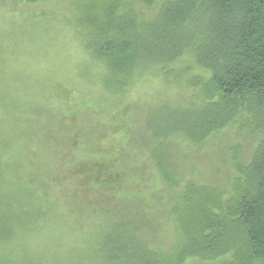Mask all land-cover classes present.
<instances>
[{"label":"rangeland","instance_id":"obj_1","mask_svg":"<svg viewBox=\"0 0 264 264\" xmlns=\"http://www.w3.org/2000/svg\"><path fill=\"white\" fill-rule=\"evenodd\" d=\"M164 1L147 4L126 0L119 12L132 9L142 20H151ZM78 3L79 0H0V125L14 135L9 139L16 143L12 156L32 159L36 155L34 146H44V159L48 160L37 161L39 167L30 160L28 167L1 169L0 187L5 186L6 202L0 203V232L4 236L6 231V236L0 241V261L101 262V225L94 223L90 214L118 197L107 194L92 198V194L88 204L91 207L77 210L71 205L74 202L66 201V192L52 199L47 197L49 191L44 187L53 179L70 178L68 167L57 172V163L64 164L58 159L67 156L75 158L76 144L84 139L83 125L91 124L92 128L85 141L98 146L109 137L106 126L109 133L114 131L100 119H111L114 114L119 122L127 119L130 123L127 125L137 137L126 143L124 158L141 164V170L140 175L137 171L132 174L137 182L132 178L135 183L131 182L128 190L145 197L139 201L152 198V208L146 212L151 219L144 229L149 238L147 244L155 251L168 252L179 236L170 212L178 194L187 183H192L222 189L227 197L237 175L235 163L250 157L259 137L246 114H240L202 141H193L170 126L169 113L205 102L198 87L188 79L201 74L205 78L208 71L195 62L190 50L175 61L171 70L169 65L139 64L123 76L127 82L111 84L106 62L83 46L81 35L85 29L76 22ZM94 153L91 156H99L103 150L97 148ZM48 163L54 166H44ZM160 164L166 165L173 175L168 179L159 177L155 168ZM36 168L45 171L42 178ZM18 177L34 181L33 199L24 194L26 187L21 190L14 186ZM50 207L60 213L50 214ZM229 258L230 254L215 260L191 256L183 264H226ZM253 264L264 261L254 259Z\"/></svg>","mask_w":264,"mask_h":264},{"label":"trees","instance_id":"obj_2","mask_svg":"<svg viewBox=\"0 0 264 264\" xmlns=\"http://www.w3.org/2000/svg\"><path fill=\"white\" fill-rule=\"evenodd\" d=\"M141 1L152 4L155 0ZM122 3L126 0H79L76 9L77 25L85 29L81 35L83 46L106 62L111 84L127 82L123 76L139 64L169 65L171 70L175 61L190 50L195 62L208 71L205 78L201 74L188 79L198 87L205 102L169 113L170 126L193 141H202L246 114L259 135L255 148L247 160L235 163L237 175L227 197L222 189L186 184L177 202L170 206L179 236L169 252L155 251L147 244L144 229L151 219L146 212L152 198L139 201L145 197L128 190L134 172L140 175L141 164L124 158L126 143L137 137L127 119L119 122L114 114L111 119H100L114 131L109 133L106 126L109 137L98 146L85 141L92 131L91 124L81 125L84 139L76 144L75 158L67 156L58 159L64 164L57 163V172L68 167L70 178H52L44 186L49 191L47 197L55 199L66 192V201L74 202L71 205L77 210L91 207L92 194V198L107 194L118 197L90 214L93 222L101 225L99 264H183L191 256L215 260L227 254L230 258L226 264L264 261V0H166L151 20H142L132 9L119 12ZM1 125L0 173L5 167H28L30 160L36 167L37 161H48L44 159V146H34L36 155L32 159L12 156L16 143L9 139L14 135L2 130ZM97 148L103 150L102 155L91 156ZM155 169L163 179L173 175L164 164ZM36 171L40 178L45 174L38 168ZM14 183L21 190L26 187L24 194L33 199L34 181L18 177ZM5 192V186L0 187V203L6 202ZM55 202L51 200V204ZM49 209L52 215L60 213ZM3 233L6 236V231ZM4 236L0 232V241Z\"/></svg>","mask_w":264,"mask_h":264}]
</instances>
